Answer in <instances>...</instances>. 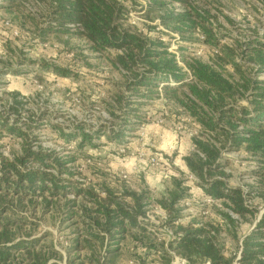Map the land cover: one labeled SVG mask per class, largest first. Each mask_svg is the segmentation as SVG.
<instances>
[{
  "label": "rangeland",
  "instance_id": "374dc122",
  "mask_svg": "<svg viewBox=\"0 0 264 264\" xmlns=\"http://www.w3.org/2000/svg\"><path fill=\"white\" fill-rule=\"evenodd\" d=\"M120 1L128 10L123 21L124 27L144 35L162 36L164 41L170 43L169 50L176 54L187 74L190 72L186 62L193 59L208 61L219 54L220 45L224 44L231 46L237 61L244 64L243 70L249 72L251 77L264 78V74L258 75L260 72H256L258 65L251 61L249 55H244L247 50H242V47L252 45L251 40L264 41V0H191L210 12L214 33L222 37L221 44L216 46L205 41L206 36L201 28L192 33L181 32L163 23L162 17L177 15L185 10L176 0H163L159 6H154L152 0ZM49 5L50 0H28L18 8L0 9V73L8 68L16 70V73L0 75V113L13 121L15 113H11L8 108L18 102L20 125L28 118H43L39 122L44 127L35 131L38 134L35 146H42L56 152L59 157L71 160L80 139L67 140L60 130L70 133L76 126L83 124L84 132L92 135L93 144L85 146V154L99 160L82 157L69 162L68 165L75 171L73 180L84 186L95 187L101 197L106 196L107 186L118 195L128 188L138 194L147 191L149 197L142 200L146 204L145 213L138 215L133 229L114 237L106 235L101 244L87 239V232L81 229L82 210L77 207L71 209L66 204L67 200L75 199L74 193L70 192L66 199L48 198L52 202L49 209L41 197L35 199L34 207L28 199L22 200L21 204L14 200L12 209L20 216L12 213L2 216L9 221L13 218L17 221L24 216V222L17 221L12 226L14 242H34L37 251L49 255L50 262L60 264H67L68 258L74 261L73 264H95L93 259L104 264H166V251L172 257L170 264L182 261L189 264L183 255L170 247L178 225L168 223L170 215L160 207L164 196L178 188L179 192H186V199L179 206H185V209L181 211L182 219L177 217L173 222L179 225L199 220L214 222L218 224L216 239L224 247L226 255L238 252L241 239L238 241L232 237L234 228L223 220L219 212H230L236 220L239 235L252 228L255 222L251 226L249 217L236 215L223 205V201L214 203L204 194L196 176L192 175V179L186 177V174H190L189 169L185 170L182 166L186 164L183 157L196 151L192 138L200 133V123L185 113L181 105L167 101L164 94H155V99L132 95L131 100L141 103H134L129 109L139 108L140 115H144V123L136 131H126L124 141L108 139L107 131L117 129L119 122L109 115L103 102H112L113 94L120 91L115 83H121L122 86L131 72L116 67L112 55L93 50L90 43L77 34L81 30L78 24H66L69 33L41 31L48 26L60 31L67 28L53 21L52 15H49ZM151 6L153 13L148 15ZM182 37L190 39L183 41ZM42 63L69 69L77 75H57L39 68L38 64ZM230 64L226 67L232 72ZM232 73L239 78L238 74ZM128 92L125 90L124 94ZM125 120L137 121L132 116ZM50 123L60 125L61 129H53ZM98 129L107 131L96 137L93 131ZM238 130H243L241 125H238ZM19 140L12 141L6 136L0 140L1 151L9 156L20 151ZM221 154L222 177L226 182L231 186H241L245 192L252 187L258 190V178L252 171L263 165L260 158L251 155L244 147L231 150L224 148ZM177 170L185 172L186 176L180 175ZM173 173H177L173 177L181 180V186H176L177 181L171 177ZM130 200L126 199L127 202ZM78 202L88 210L95 209L94 204L85 202L81 197ZM194 202H202L207 207L201 210ZM70 210L78 212L77 216L68 214ZM263 213L264 205L260 207L258 218ZM140 229L146 230L157 244V249H149L132 235L140 236ZM78 236L88 240L87 247L69 253L67 247ZM116 249V253L111 252ZM13 255L15 262L27 258L19 251ZM191 256L196 258L198 255ZM140 258L145 263H141Z\"/></svg>",
  "mask_w": 264,
  "mask_h": 264
},
{
  "label": "trees",
  "instance_id": "16d2710c",
  "mask_svg": "<svg viewBox=\"0 0 264 264\" xmlns=\"http://www.w3.org/2000/svg\"><path fill=\"white\" fill-rule=\"evenodd\" d=\"M26 1L28 0H0V9L18 8ZM152 1L154 6L163 3V0ZM176 1L180 2L185 10L177 15L168 14L162 17L165 25H172L176 30L189 33L201 28L206 36V42L215 46L221 44L222 37L214 33L209 11L193 4L191 0ZM49 6L51 8L49 15H52L51 18L56 24L63 27H67L68 23L78 24L77 27L81 30L77 34L85 38L93 50L112 55L116 67L131 72V76L122 82L124 88L121 83H115L120 91L113 94L112 102H103L109 115L119 122L118 128L111 131L94 130V135L99 137L101 132L107 131L108 139L115 142L124 141L126 131H130L128 133L136 131L140 124L144 123V115H140L139 108L129 109L130 105L141 102L133 101L130 97L134 95L142 99H155V94H164L167 101L178 103L185 113L200 123V133L192 138L196 151L184 156L183 160L190 174L200 181L204 194L214 203L223 201V205L236 215L242 218L249 217L251 226L256 222L252 230L250 228L239 235L236 220L230 212H219L223 220L234 228L231 232L232 237H236L238 241L241 239L239 251L227 256L224 247L215 236L218 224L201 220L191 221L187 225L173 222L177 217L182 219L181 211L185 206H179L186 199V192L184 190L179 192V189L175 188L160 201V207L170 215L168 223L178 225L174 240L169 243L170 247L179 255H183L189 264H233L240 250L242 255L238 264H264V213L258 219L260 207L264 205V78L251 77L249 72L243 70L244 64L237 61L236 53L231 46L224 44L220 45L219 54L208 61L185 60L190 72L187 74L176 54L169 50L170 43L164 41L162 36L144 35L124 27L123 21L128 10L120 0H50ZM152 6L147 11L148 15L153 13ZM41 31L69 33L70 29L67 27L60 31L48 26ZM182 38L183 41L190 39ZM250 42L252 45L242 47V50H247L244 55H249L251 61L258 65L256 72L262 75L264 41ZM229 64L233 68L232 72L238 74L239 78L227 69L226 66ZM38 67L60 76L77 75L69 69L49 66L46 63L38 64ZM4 73H16V70L8 68L0 75ZM125 90L129 91L126 95ZM17 104L18 102H15L8 108L11 113H15L13 121L0 113V140L6 136L12 141L20 139L21 147L20 151L9 156L1 151L0 145V264H60L50 262V256L37 251L34 242L30 244L23 241L14 242L12 226H15L17 221L24 222V216L17 221L16 218L9 221L2 217L4 213L20 216L12 209L14 200L21 204L22 200L28 199L30 202L28 203L34 207L35 199L41 197L45 207L49 209L52 202L48 198L66 199L70 192L74 193L75 199L67 200L66 204L71 209L77 207L82 210L81 229L87 232V239L100 244L106 235L114 237L125 234L130 228L133 229L138 215L145 213L146 204L142 200L149 197L147 191L138 194L126 188L118 195L107 186L106 196L101 197L95 187L84 186L73 180L75 171L68 165L69 162L82 157L99 160L93 155L85 154L84 151L85 146L93 145L92 135L84 132L83 124L76 126L72 132L65 133L60 125L50 123L53 129H61L63 137L67 140L76 137L80 139L71 156L72 160L59 157L56 152L35 146L34 142L38 137L35 131L44 127L42 122H39L43 118L38 117L34 120L28 118L20 125L18 116L20 108ZM130 116L135 117L137 121L125 120ZM238 125L242 126V131L238 130ZM242 147L254 157L260 158L263 163L252 171L258 178V190L252 187L245 192L241 186H231L222 177L223 149ZM181 170L177 172L186 176L187 174ZM175 175L177 176V173ZM173 179L177 181L176 186H181V180H177L176 177ZM8 197L10 199H7ZM79 197L94 204L95 209L88 210L78 202ZM126 199L131 200L127 202ZM195 203L201 210L207 207L202 202ZM68 214L75 217L78 212L70 210ZM140 232L142 234L140 236L132 235L149 249H157V244L146 230L140 229ZM87 239L76 237L74 243L67 247L68 252H79L87 247ZM15 251L24 253L27 258L15 262L13 255ZM115 251L118 249L111 252ZM55 254L58 252L55 251ZM192 254L198 256L195 258L191 256ZM166 255L168 258L164 260L166 264H170L172 257L168 256L167 251ZM140 259L141 263H145L142 258ZM73 262L68 258L67 264ZM93 262L104 264L95 259Z\"/></svg>",
  "mask_w": 264,
  "mask_h": 264
},
{
  "label": "water",
  "instance_id": "95a60500",
  "mask_svg": "<svg viewBox=\"0 0 264 264\" xmlns=\"http://www.w3.org/2000/svg\"><path fill=\"white\" fill-rule=\"evenodd\" d=\"M260 218V217H259ZM258 218V219H259ZM255 225H256V222H255V224H254V226L251 228V230L255 227ZM250 230V231H251ZM241 250H240V253H239V256L237 257V259H236V261L233 263V264H238L239 263V260H240V258H241ZM172 264H188V263H186L185 261H182V262H176V263H172Z\"/></svg>",
  "mask_w": 264,
  "mask_h": 264
},
{
  "label": "crops",
  "instance_id": "0c3cea01",
  "mask_svg": "<svg viewBox=\"0 0 264 264\" xmlns=\"http://www.w3.org/2000/svg\"><path fill=\"white\" fill-rule=\"evenodd\" d=\"M182 166L185 168V170H186V169H188V167H187V165H186V164H184V165L182 164ZM182 166H181V167H182ZM188 171H189V170H188ZM173 175H175V173H173ZM188 175H189V174H187V176H186V177H188ZM162 211H165V210L162 208Z\"/></svg>",
  "mask_w": 264,
  "mask_h": 264
},
{
  "label": "built area",
  "instance_id": "2783aa9c",
  "mask_svg": "<svg viewBox=\"0 0 264 264\" xmlns=\"http://www.w3.org/2000/svg\"><path fill=\"white\" fill-rule=\"evenodd\" d=\"M188 178H189V179H192V178H193L192 174H189V175H188Z\"/></svg>",
  "mask_w": 264,
  "mask_h": 264
}]
</instances>
